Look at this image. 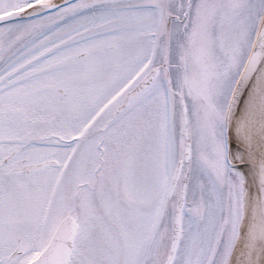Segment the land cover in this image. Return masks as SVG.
<instances>
[{"label":"snow or ice","instance_id":"6c2138e0","mask_svg":"<svg viewBox=\"0 0 264 264\" xmlns=\"http://www.w3.org/2000/svg\"><path fill=\"white\" fill-rule=\"evenodd\" d=\"M0 264H264V0H0Z\"/></svg>","mask_w":264,"mask_h":264}]
</instances>
